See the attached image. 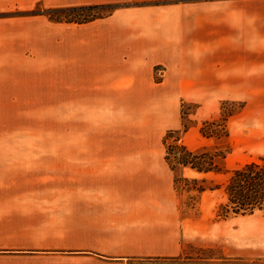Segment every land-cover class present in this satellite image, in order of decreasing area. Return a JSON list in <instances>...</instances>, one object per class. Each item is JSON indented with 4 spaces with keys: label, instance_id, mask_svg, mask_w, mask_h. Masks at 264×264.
<instances>
[{
    "label": "rangeland",
    "instance_id": "obj_1",
    "mask_svg": "<svg viewBox=\"0 0 264 264\" xmlns=\"http://www.w3.org/2000/svg\"><path fill=\"white\" fill-rule=\"evenodd\" d=\"M235 1L0 0V32H7L9 45V57L0 49L9 105L0 108L6 164L56 167L62 179L54 191L43 180L32 190L40 193L39 206L55 213L41 231H54L49 243L57 251L103 242L104 228L92 229L93 219L79 217L75 181L83 178L100 182L99 194L117 196L118 203L123 196L151 198L135 208L146 207L142 213H152L153 224H168L169 235L180 240L179 259L264 264V212L225 218L220 211L233 172L264 156V140L241 121L242 102L160 85L163 42L175 47L177 20L193 9L180 4ZM206 153L215 156L214 165L201 167L213 171L184 164ZM80 167H89L87 175Z\"/></svg>",
    "mask_w": 264,
    "mask_h": 264
},
{
    "label": "crops",
    "instance_id": "obj_2",
    "mask_svg": "<svg viewBox=\"0 0 264 264\" xmlns=\"http://www.w3.org/2000/svg\"><path fill=\"white\" fill-rule=\"evenodd\" d=\"M180 6L193 9L186 15L182 11L177 20L182 21V30L175 47L163 42L160 60L165 72L160 85L167 91L207 92L216 99L242 102L241 121L255 138L264 140V0ZM7 37L6 31L0 32V49L9 57ZM2 84L7 85V79L0 74V108H7L8 87L2 91ZM1 124L0 117V155L3 151L5 157L0 160V264H191L178 258L180 240L174 233L169 235L168 224H153L148 219L153 214L142 213L146 207L135 208L151 198L135 201L123 196L125 201L118 203L117 196L99 194L104 187L100 182L83 178L75 181L82 195L79 217L93 219L88 225L92 229L104 228L103 242L57 251L49 243L54 231H41L55 213L39 206L40 193L32 188L38 191L43 180L54 191L62 178L57 180L56 167H7L8 131L2 132ZM88 171L89 167L79 169L86 175ZM143 219L148 220L136 222Z\"/></svg>",
    "mask_w": 264,
    "mask_h": 264
},
{
    "label": "trees",
    "instance_id": "obj_3",
    "mask_svg": "<svg viewBox=\"0 0 264 264\" xmlns=\"http://www.w3.org/2000/svg\"><path fill=\"white\" fill-rule=\"evenodd\" d=\"M226 123V121H225ZM203 135L208 133L203 129ZM211 137V135H209ZM218 137V136H216ZM214 155L201 154L193 157V161L184 160L185 165L192 166L199 172L208 173L216 167H201L214 165ZM226 202L221 205V214L226 218L229 215L247 216L257 212H264V156L258 161L250 162L236 169L224 185Z\"/></svg>",
    "mask_w": 264,
    "mask_h": 264
}]
</instances>
